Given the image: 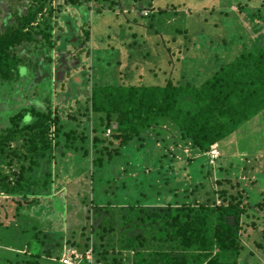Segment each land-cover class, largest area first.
I'll return each instance as SVG.
<instances>
[{"label": "trees", "instance_id": "16d2710c", "mask_svg": "<svg viewBox=\"0 0 264 264\" xmlns=\"http://www.w3.org/2000/svg\"><path fill=\"white\" fill-rule=\"evenodd\" d=\"M13 1L18 6L14 5L8 12L11 17L9 24L5 20H3L5 23L2 21L4 17L0 9V24L4 23L0 25V85L9 88L7 96L14 90L18 97H22L17 88L22 79H25L20 75L25 69L32 76L28 81L32 80L37 84L46 76L50 80L48 86L51 88V72L42 75V71L46 69V65L52 63L51 55L47 56L46 52L52 53L55 48L53 29L56 22L53 21V14L56 10L51 6V0ZM90 1L65 0L74 6ZM95 1L98 6L94 11L97 14L111 15L110 17L103 15L102 19H98L99 22L102 21L103 26L97 30L105 38L111 39L109 31L116 26L127 25L125 31L129 33L131 31L129 25L135 24L138 20L135 10L128 11L135 15L132 17L134 22L128 20L120 24L121 21H116L119 15L116 13L119 4L117 0ZM154 1L150 0L149 4L153 5ZM170 5L172 9L183 6V4L175 6L173 3ZM168 6L166 4L165 9L158 8V14L165 13ZM129 7L134 9L133 5ZM261 8H264V3ZM153 9L149 11L152 12ZM144 10L141 12V18L150 17L151 13L145 15ZM213 10L216 9L212 8L209 13H213ZM244 10L242 15L245 23L257 30L253 38L248 45L242 41L240 49L236 52L231 45H237V42L229 43L226 37H223L222 43L227 49L225 54L227 60L222 62L219 59V66L201 82L195 83L186 79L173 82L167 78L163 83L156 85L142 84L143 75L139 71L143 62L150 60L147 58H150L151 52L138 51L139 58L135 64L132 63V57L125 54V63H118L119 65L123 63L124 66L118 71H112V75L116 76L114 82L92 83L90 107L85 110V120L78 123L82 128L81 135L74 130L62 129L64 127L61 125L60 117L52 107L50 91L41 99L27 98L25 105H20L19 110L8 118L10 126L6 125V128L0 131V195L10 198L16 204V209L31 205L35 197L51 196L54 176L52 164L61 146L62 150L58 154L60 158L71 151H80L84 158H89L92 183L88 188L93 193L95 175L104 173V169L101 168L106 163L113 164L116 157L122 156V150L126 149L131 141L139 139L149 129L162 125L171 127L178 136H175L178 144L174 143L175 149L168 153H171V156H175L177 151L183 152L184 147H188L190 151L208 156L211 163L219 160L220 145L228 137L231 138L239 132L244 124L264 113V17H258L255 21L253 14L260 8L254 9L251 13L247 8ZM231 14L232 11L229 10L221 12L224 19ZM260 21L261 25L257 23ZM89 32L86 30L83 32L85 41L89 39L91 33ZM184 32L183 35V31L177 30L173 36L178 35L184 41L188 38L187 30ZM139 33L140 37H146ZM136 35L132 33L130 37L136 39L138 38ZM205 38V35H201V39ZM173 41L175 42V38ZM24 46L31 47L26 56L19 53V48ZM107 47L114 50L110 45ZM116 51L124 52L125 49L121 51L117 48ZM169 51L170 49H167V54ZM88 53L90 55V51ZM170 57L172 58L171 55ZM215 59L218 60L217 56ZM114 62L113 69L116 70L118 61ZM91 68L94 72L92 65ZM149 70L151 69H146L145 72L149 73L147 72ZM138 74L140 83L130 80L134 75L138 78ZM151 76L155 78L157 73ZM90 81H93V75L90 76ZM33 91L35 97L41 96L37 86ZM39 103L43 106H36ZM171 128L169 130H172ZM107 130L111 131L108 136ZM160 133L161 131L158 134ZM138 148L142 149L144 146L140 145ZM213 152H218L215 158L212 157ZM161 157L167 158L166 153L165 157L164 155ZM195 160L187 159L185 165L176 170L179 173L189 170L194 167ZM18 165L19 171L15 172ZM161 169L163 170V167ZM173 170L170 172L171 175L164 176L163 179L162 186L167 189L164 191L161 187L158 194L170 195L171 190L179 188L175 183L178 175H173L172 173H175ZM227 170H233L236 178L241 173L240 168L233 162H230L227 168H220L218 172H228ZM197 171L195 176L191 171L188 173L193 181L199 175L204 178L203 165H200ZM210 172L211 170H208L205 173V178ZM117 178H120V175ZM224 182L230 184V180L222 176L216 180V185L220 189L211 192L212 199L208 193L205 202L193 196L204 187L202 182L185 190L192 197L191 201H188L189 197L186 200L188 202L183 200L179 204H173L164 198L159 203L151 199L147 202L138 201L120 206L110 201L100 205L97 202L101 194H97L91 200V208L88 211L91 216L89 235L85 237L83 244L71 243L82 254L85 249L91 252V261L83 256L79 264H240L241 253L246 249L243 238H246L249 232L245 228L243 218H248L253 207L264 211V195L259 193V196H262L261 200L256 199L253 202L252 191L249 190V202H245L242 195L245 188H241L240 193L238 191L230 193L225 189ZM241 182L238 181L237 186H241ZM126 185V181H122L120 187H115L117 193L115 191L112 194L113 197L117 194L116 200L124 196L119 190H125ZM85 188L87 189V185ZM133 188L137 193L138 189L141 190L142 183ZM127 190L129 191V187ZM250 213L255 216L251 211ZM248 225L253 229L254 220ZM85 230L84 228V232ZM34 231L33 239L37 241L35 228ZM84 232L81 237L85 236ZM261 239L264 240V231ZM39 244L43 246L44 243L40 241ZM257 247L263 249L264 245L259 243ZM37 258L39 254H30V260L15 264H38L33 260ZM246 263L245 260L244 264Z\"/></svg>", "mask_w": 264, "mask_h": 264}, {"label": "rangeland", "instance_id": "374dc122", "mask_svg": "<svg viewBox=\"0 0 264 264\" xmlns=\"http://www.w3.org/2000/svg\"><path fill=\"white\" fill-rule=\"evenodd\" d=\"M239 1L240 4L237 5ZM117 2L119 4L116 13L119 15L116 21H121L120 24L128 20L134 22L132 17L135 15L128 13L134 10L138 20L135 24L129 25L131 27L129 33L125 31L127 25L112 28L109 31L111 39L105 38L97 30L98 27L103 26L102 21L99 22L98 19H102L103 15L105 17L111 15L97 14L94 11V8L98 6L95 0L75 6L66 3L65 0L51 2V6L56 10L53 14V21L56 22L53 29L55 48L52 53L46 52L47 56L51 55L52 63L46 65V69L42 71V75L51 72V88L48 86L50 80L46 76H43L37 84L32 80L28 81L32 79V76L27 69L20 72L25 79H22L18 88L15 87L22 97H18L13 92L14 90L10 91L7 96L9 88L6 85H0V131L6 128V125L10 126L8 118L19 110L20 105H25L27 98L41 99L50 91L52 107L60 117L61 125L64 127L62 129L74 130L81 135L82 128L78 123L85 120V110L90 107L89 96L92 83L96 81L100 84L114 82L116 76L112 75V71H118L124 66L123 63L122 65L118 63H125V54L131 56L132 63L135 64L136 59L139 58L138 51L151 52L150 58H147L150 60L143 62L139 71L143 75L142 84L156 85L163 83V80L167 78L173 82L186 79L198 83L209 77L219 66V59L222 62L227 60L225 55L227 49L224 48L223 37H226L229 43L237 42V45H231L236 52L240 49L242 41L245 45L250 43L256 28L245 23L242 15L244 8H247L249 13L260 8L253 14L255 21L258 17H264V8H261L264 0H155L153 5L149 4L150 0H117ZM171 3L175 6L179 4L183 6L172 9L170 8ZM166 4L169 6L165 13L159 15L158 8L165 9ZM14 5L13 0H0L1 15L4 17L2 21H7V24L11 21L8 12ZM132 5L133 10L129 7ZM212 8L216 10L210 14L209 11H212ZM144 9H153L152 12L149 11L150 17L141 18V12ZM227 10L232 11V14L224 19L221 12ZM125 11L127 13H124ZM257 23L262 24L261 21ZM85 30L91 32H89L90 36L87 41L83 36ZM177 30L183 31V35L187 30L188 38L183 41L182 37L173 36ZM139 32L146 37H140ZM132 33H136L138 38H131ZM201 35H205L206 38L201 39ZM108 45L114 50L112 51L110 47L107 49ZM117 48L121 51L125 49V51H116ZM29 49L31 47L24 46L19 48V53L26 56ZM167 49H170L168 54ZM215 56H217V61ZM114 60L118 61L116 70L113 69ZM139 61L138 59V64H140ZM91 65L94 72L91 71ZM146 69L151 70L146 73ZM154 73L155 75L157 73L155 78L151 76ZM140 74L138 78L134 75L130 80L140 83ZM92 75L93 81L91 82L90 76ZM35 86L41 96H34ZM39 105L43 106L41 103L36 106ZM72 117L75 119L73 120ZM170 128L164 125L151 128L139 139L131 141L130 145L122 150L121 157H116L113 164L106 163L101 168L104 169L103 174L95 175L96 183L93 193L88 188L92 183L89 158H84L80 151L67 152L60 158L58 154L62 150L61 146L59 153L55 151L57 154L52 164L54 176L52 177L51 196L35 197L31 205L16 209V204L10 198L0 195V264H6V260L8 264L30 260V254H39V258L33 259L38 264H61L58 259L69 251L79 253V249L71 243L83 244L85 237L89 235L91 216L88 211L91 208V200L99 193L101 198L97 203L100 205L110 201L120 206L138 201L147 202L151 199L159 203L164 198L168 202L179 204L183 200L191 201L192 197L185 190L202 182L204 187L196 191L193 196L205 202L208 193H210L209 198L212 199L211 192L220 189L216 185V180L222 176L230 180V184L223 183L230 193L236 191L240 193L241 188H245V191H242L245 202H249V190L252 191L253 202L256 199L261 200L264 195V113L244 124L240 131L231 138L228 137L219 147V160L213 163L209 161L208 156L190 151L188 147H184L181 153L175 152V156L168 154L175 149L174 143L178 144L177 133L172 128L169 130ZM110 132L106 131V136ZM179 144L181 145L180 142ZM140 145L144 148L139 149ZM161 155H164L165 160ZM215 155H218V152H215ZM187 159H196L194 167L179 173L176 169L185 165ZM230 162L236 163L240 168L241 173L237 172L239 173L238 178L234 176L233 170L218 172L220 168H227ZM200 165H203L204 178L202 179L199 175L193 181L188 173L191 171L195 176ZM233 166L235 167V164ZM242 167H244L243 170ZM173 169L175 173L172 174L178 175L175 183L179 188L171 190L170 195L158 194L161 187L164 191L167 189L162 186L163 179L164 176L171 175L170 172ZM208 170H211L210 175L205 178L204 175ZM18 171L19 165L15 169V172ZM119 175L120 178H117ZM120 179L126 181L127 185L125 190H119L124 193V196L116 200L117 194L113 197L112 192L117 193L115 187H120L122 182ZM242 180L244 182H241ZM238 181L241 182V186H237ZM140 182L142 188L136 193L133 187H137ZM84 184L87 185V189ZM259 193L262 196H259ZM250 211L254 213L256 219ZM250 211L248 218H243L245 228L249 232L248 236L243 238L246 249L241 253L240 264H244L245 260L246 264H264V247L263 249L257 247L259 243L264 245V240L261 239L262 231H264V211H259L256 207L251 208ZM253 220L254 227L250 229L248 223ZM34 228L37 231V241L33 239ZM82 232L85 234L84 237H81ZM40 241H43V246H40ZM86 251L88 249H85L83 254Z\"/></svg>", "mask_w": 264, "mask_h": 264}, {"label": "built area", "instance_id": "2783aa9c", "mask_svg": "<svg viewBox=\"0 0 264 264\" xmlns=\"http://www.w3.org/2000/svg\"><path fill=\"white\" fill-rule=\"evenodd\" d=\"M51 2L53 3L54 0H51ZM51 3V4H52ZM146 14V12H145ZM109 133V131H108ZM217 155H215V152H213V156L212 157H216ZM83 256H85V258L90 262L91 261V252L90 250L86 251L85 255H83L82 253H78V251H69L67 254L61 256L59 258V261L61 264H79L81 259L83 258Z\"/></svg>", "mask_w": 264, "mask_h": 264}, {"label": "clouds", "instance_id": "9594fccd", "mask_svg": "<svg viewBox=\"0 0 264 264\" xmlns=\"http://www.w3.org/2000/svg\"><path fill=\"white\" fill-rule=\"evenodd\" d=\"M153 11V10H152ZM145 12H146V14H145ZM149 13V10H144V13L143 14H145V15H147ZM109 130H107V132H108Z\"/></svg>", "mask_w": 264, "mask_h": 264}]
</instances>
